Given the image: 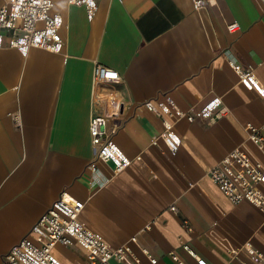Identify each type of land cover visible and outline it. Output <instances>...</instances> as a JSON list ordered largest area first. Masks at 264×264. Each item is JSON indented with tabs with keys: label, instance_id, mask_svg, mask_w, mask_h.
Segmentation results:
<instances>
[{
	"label": "crops",
	"instance_id": "0c3cea01",
	"mask_svg": "<svg viewBox=\"0 0 264 264\" xmlns=\"http://www.w3.org/2000/svg\"><path fill=\"white\" fill-rule=\"evenodd\" d=\"M95 2L90 18L83 5L53 0L52 12L63 19L60 52L23 53L6 36L0 47V264L63 190L85 203L81 221L109 246L136 236L132 247L145 264L141 248L156 264H177L169 251L197 264L184 243L209 264H263L242 248L250 242L264 254V213L247 201L233 204L207 176L234 148L264 164V151L245 129L261 127L264 141V96L240 83L230 64L249 68L264 87L261 0H207L199 7L195 0ZM95 63L120 79L106 90L94 87ZM108 92L123 102L112 140L133 159L118 174L114 164L96 159L89 134L92 96ZM216 97L226 114L212 123L179 121L175 154L161 139L151 143L161 119L136 108L170 99L197 113ZM54 248L63 264L86 259L77 242Z\"/></svg>",
	"mask_w": 264,
	"mask_h": 264
},
{
	"label": "built area",
	"instance_id": "2783aa9c",
	"mask_svg": "<svg viewBox=\"0 0 264 264\" xmlns=\"http://www.w3.org/2000/svg\"><path fill=\"white\" fill-rule=\"evenodd\" d=\"M206 1L195 0V6H202ZM261 2L264 5V0ZM68 3L83 5L90 18L97 7L95 0H68ZM52 8L53 0H2L0 47L4 43V36H6L8 46L15 47L23 53L35 47L49 52H60L64 43L60 34L63 19L60 14L53 13ZM235 25L232 24L229 28L235 27ZM230 64L240 83L264 96V87L249 68H244L232 61ZM119 79L117 71L104 64H94L92 69L94 87L99 86L106 90ZM122 105L120 97L118 98L111 92L95 93L92 96V113L89 120V134L96 159L114 164L117 174L131 165L133 161L112 140L121 123L119 115ZM137 107H143L161 119L162 132L154 137L151 143L157 144V141L161 139L171 154H175L181 144V139L174 128L179 121L186 119L192 122L195 118H201L212 123L227 112V109L221 104L220 98L217 97L211 99L197 113L179 108L170 99L163 101L149 99ZM245 129L248 139L264 151L261 127L247 123ZM140 158V155L135 157V159ZM207 176L217 184L233 204L247 201L264 213V189L262 188L264 186V164L254 159L248 151L243 148H234L208 170ZM84 205L82 200L65 190L61 191L52 205L32 224L28 234L3 254L1 264H63L55 256L53 249L56 244L69 245L72 242H77L86 249L87 255L83 264H113V262L145 264L132 247L137 243L136 236L132 235L127 243L112 247L105 243L96 232L86 227L80 219ZM170 209L176 211V207L173 205L170 206ZM183 225L186 229H190L185 220ZM182 246L196 260L197 264H209L203 257L198 256L197 252L188 244L184 243ZM242 249L251 258L262 260L264 264V254L250 242L245 243ZM140 251L150 264L157 263V258L147 248H141ZM231 252L234 257L237 256V250H231ZM168 255L177 264H186L174 251H169Z\"/></svg>",
	"mask_w": 264,
	"mask_h": 264
}]
</instances>
